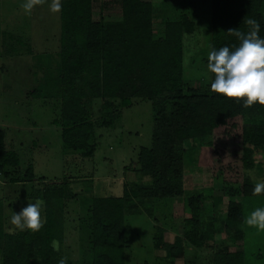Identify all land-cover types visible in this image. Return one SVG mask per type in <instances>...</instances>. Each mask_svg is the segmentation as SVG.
Masks as SVG:
<instances>
[{"label":"trees","instance_id":"trees-1","mask_svg":"<svg viewBox=\"0 0 264 264\" xmlns=\"http://www.w3.org/2000/svg\"><path fill=\"white\" fill-rule=\"evenodd\" d=\"M99 1L102 6L104 0ZM105 1L119 7L118 20L107 21L101 15L93 19L94 0H61L57 50L33 57L30 71L35 87L27 93L29 97L58 100L56 124L62 147L82 158L91 157L95 150L91 123L93 100L101 101L99 117L103 126L111 123L114 100H119L123 107L132 99L150 102V145L138 149L136 161V171L150 177V186L124 192L121 197L91 199L88 264H124L126 197L150 200L183 195L182 145L194 139H205L209 162L215 160L220 165L222 182L229 186L222 228L227 235L239 237L244 219L242 200L264 196L252 194L255 184L248 177L249 171L256 167L254 151L264 149V106L255 104L245 108L243 100H228L213 93L212 73L207 93L195 90L185 93L182 37L191 34L195 27L186 13L180 12L174 19L164 18L155 32L151 0ZM187 3L194 8L192 0ZM208 4L210 51L223 46L234 50L239 46L238 38L227 31L237 29L247 34L250 29L245 21L249 18L259 23L258 35L264 39V0H208ZM4 136L0 130V176L10 183L32 181L31 165H27L22 178L16 177L19 161L6 148ZM69 197L64 184L39 191L45 223L35 233L4 232L0 222V264H59L51 244L61 240V211ZM237 197L242 200H236ZM201 198L200 193L187 195L190 230L183 235L192 247L202 243ZM154 247L162 248L168 255L180 251L177 241L162 243L158 237ZM211 264H244V253L224 249L212 256Z\"/></svg>","mask_w":264,"mask_h":264},{"label":"rangeland","instance_id":"rangeland-1","mask_svg":"<svg viewBox=\"0 0 264 264\" xmlns=\"http://www.w3.org/2000/svg\"><path fill=\"white\" fill-rule=\"evenodd\" d=\"M187 1L152 0L153 21L156 24L153 28L155 32L159 30L162 21L159 17L174 19L180 12L194 21V31L182 37L183 84L186 94L187 90L207 93L210 79L207 70L210 52L209 4L208 0H192L194 8H191ZM23 3L0 0V39H3L0 47V130L4 132L6 148L17 155L19 173L16 177L22 178L27 165H31L34 178L30 182L10 183L0 176V222L4 232H20L10 223L12 214L19 213L28 203L40 200L38 193L41 189L64 184L70 197L64 200L62 207V237L60 250L56 253L60 260H66V264H88V210L91 199L121 197L124 192L150 186V177L136 171V161L138 149L150 145L151 106L143 99H132L126 107L121 106L119 100H114L111 123L103 126L99 117L101 101L93 100L91 123L95 150L92 156L82 158L77 152L64 149L60 128L56 124L58 100L27 96L34 89L35 81L27 68L28 57H25L30 56L31 51L36 54L45 50L52 53L57 49L58 13L50 11L51 0H47L39 8L41 14H34L28 20L29 16L21 7ZM161 3L167 8L159 15L156 12L160 11L158 7ZM18 34L20 37L28 34L29 39L26 38L25 43L24 39H17ZM6 36L14 39L10 41ZM18 47L22 51L21 56L14 58L12 53ZM52 59L54 63L55 56ZM236 122L239 123V119ZM182 147L183 195L150 200L124 199L123 263L211 264L212 256L225 249L243 252L244 264H264V231L244 224L253 210L264 208V196L245 197L243 200L235 198L242 200L243 204L241 234L239 237L227 235L222 222L229 200V186L222 182L219 163L215 160L209 162L210 153L203 138L186 141ZM253 159L256 167L249 171L248 177L256 185L264 182V149H256ZM193 193L202 195L199 200L202 243L199 247L190 246L183 235L190 230L187 225L190 217L187 195ZM216 198H221V201H216ZM43 211L42 206V220ZM156 237L162 243L177 241L179 253L168 255L162 248L156 249Z\"/></svg>","mask_w":264,"mask_h":264},{"label":"clouds","instance_id":"clouds-1","mask_svg":"<svg viewBox=\"0 0 264 264\" xmlns=\"http://www.w3.org/2000/svg\"><path fill=\"white\" fill-rule=\"evenodd\" d=\"M46 0H24L21 5L26 14L38 5H43ZM49 9L53 13H59L62 9L61 0H51ZM249 26L247 34L229 29V35L236 36L240 41L234 50L223 46L219 50L213 49L207 57V70L214 74L211 83V91L225 97L228 100H243L245 108L255 104L264 106V39L258 35L260 25L253 19L245 21ZM253 195L264 194V182L257 183L253 189ZM42 200L28 203L19 213H13L10 223L14 229L20 231H39L45 221L41 218ZM248 227H254L264 231V208H256L244 220ZM53 250L59 251V241L52 242ZM59 264H66L61 258Z\"/></svg>","mask_w":264,"mask_h":264},{"label":"crops","instance_id":"crops-1","mask_svg":"<svg viewBox=\"0 0 264 264\" xmlns=\"http://www.w3.org/2000/svg\"><path fill=\"white\" fill-rule=\"evenodd\" d=\"M15 1H17V0H15ZM18 1H24V0H18ZM47 1V0H46ZM98 2H100L99 0H94V2H93V4H92V14H93V16H95L96 18H98V16L99 15H101V17L104 19V20H107V21H112V20H118L119 19V17H120V10H119V7L118 6H116V5H113V4H110V3H108L107 1H105L104 0V2H103V4H102V6H99V5H101V4H99ZM151 2H152V0H151ZM96 4V8H94V5ZM165 4H163V3H161L160 4V6L158 7V9H160V11H157L156 13L157 14H159V15H161V13H162V11H163V9L165 8H167L166 6H164ZM42 6L43 5H38V6H36L37 8L34 10V8H33V13H30V14H26L27 16H29L28 17V20L30 19V17L31 18H33V16H34V14H36V16L38 15V13H40L41 11V9L39 10V8L41 7L42 8ZM152 8H153V4H152ZM153 10H154V8H153ZM36 11V12H35ZM46 11V10H45ZM41 14V13H40ZM59 14V13H58ZM164 18V17H163ZM163 18H160L159 17V19H161L162 21H160V23H159V25L163 22ZM10 21H11V19H10ZM39 24V23H38ZM154 25H156L155 23H154V21H153V27H154ZM16 35V34H15ZM19 35V34H18ZM27 36H28V34H26ZM20 37V35L19 36H17L18 38L17 39H24V42L26 43V41H27V39H29L28 37ZM7 37V36H6ZM7 38H9V37H7ZM27 38V39H26ZM14 38L13 37H10L8 40H13ZM2 37H1V39H0V47H2ZM56 42H57V39H56ZM12 47V49H14V47L13 46H11ZM17 47V45L15 46V48ZM56 47H57V44H56ZM1 49V48H0ZM56 50L57 49H55V51L54 52H56ZM30 51V50H29ZM21 49H20V47H18L17 48V50L14 52V53H12V56H14V58H19L20 56H21ZM54 52H52V53H54ZM46 53H49V52H47L46 50L44 51V52H39L38 54H36L34 51H31V52H29V55L30 56H26L25 55V57H28V62H29V64H28V69L29 70H31V67H32V64H33V60H32V58L34 57V56H36V55H44V54H46ZM11 55V54H10ZM16 55H19V56H16ZM26 59V58H25ZM27 61V60H26Z\"/></svg>","mask_w":264,"mask_h":264}]
</instances>
